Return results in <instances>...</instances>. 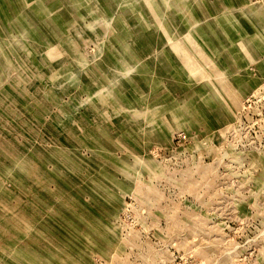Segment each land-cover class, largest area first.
<instances>
[{"label":"rangeland","instance_id":"374dc122","mask_svg":"<svg viewBox=\"0 0 264 264\" xmlns=\"http://www.w3.org/2000/svg\"><path fill=\"white\" fill-rule=\"evenodd\" d=\"M0 264H264V0H0Z\"/></svg>","mask_w":264,"mask_h":264}]
</instances>
